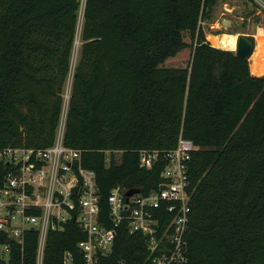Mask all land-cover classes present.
<instances>
[{
    "label": "trees",
    "instance_id": "1",
    "mask_svg": "<svg viewBox=\"0 0 264 264\" xmlns=\"http://www.w3.org/2000/svg\"><path fill=\"white\" fill-rule=\"evenodd\" d=\"M217 0H85L63 143L95 173L100 223L112 188L155 190L162 155L191 141L186 264H264V75L211 47L200 23ZM80 0H0V148L51 146L70 72ZM192 43L186 68L163 64ZM248 38V37H247ZM252 45V38H248ZM157 151L150 168L138 152ZM104 151L121 152L105 162ZM4 167L0 165V184ZM74 223L47 235L43 264L81 257ZM36 233L12 264H34ZM146 237L122 224L100 264H144Z\"/></svg>",
    "mask_w": 264,
    "mask_h": 264
},
{
    "label": "built area",
    "instance_id": "2",
    "mask_svg": "<svg viewBox=\"0 0 264 264\" xmlns=\"http://www.w3.org/2000/svg\"><path fill=\"white\" fill-rule=\"evenodd\" d=\"M253 1L264 15V0ZM66 111L67 105H62L51 146L0 148V165L4 167L0 184V264H12L14 251L22 253L24 236L30 231L36 233L34 264H43L48 233L62 230L67 222H74L86 238L77 244L81 257L64 252L61 264H100V258L110 253L122 224L129 235L146 237L144 264H186L185 235L192 194L188 163L197 147L179 137L176 146L162 155L160 183L146 195L139 192L126 199L127 190L112 188L107 199L111 226L106 228L100 223L95 173L82 167L79 151L63 143ZM104 154L107 164L120 161L121 152ZM138 158L140 168L150 169L159 160V153L141 150Z\"/></svg>",
    "mask_w": 264,
    "mask_h": 264
},
{
    "label": "rangeland",
    "instance_id": "3",
    "mask_svg": "<svg viewBox=\"0 0 264 264\" xmlns=\"http://www.w3.org/2000/svg\"><path fill=\"white\" fill-rule=\"evenodd\" d=\"M83 4L84 1L80 0L77 31L70 60V72L62 90L63 106L68 102L70 96L71 78L78 60ZM200 28L204 34L205 41L211 47L214 46L213 42L215 41L219 48L235 52V47L233 49L228 47L226 39H235L236 42L239 36H245L252 38L253 47L255 46L253 48L254 51L258 45L264 48V40H262L261 36H258L259 34H264V30H262L264 28V15L253 0H217L212 8L210 17L200 23ZM221 37L225 38L226 41L223 44L219 42ZM256 37L258 38L256 39ZM183 41L186 47L175 57L168 59L163 64V67L186 68L188 66L193 45L187 33L183 34ZM256 42L257 44L255 45ZM250 60L251 58L248 61V65Z\"/></svg>",
    "mask_w": 264,
    "mask_h": 264
},
{
    "label": "bare ground",
    "instance_id": "4",
    "mask_svg": "<svg viewBox=\"0 0 264 264\" xmlns=\"http://www.w3.org/2000/svg\"><path fill=\"white\" fill-rule=\"evenodd\" d=\"M258 36H261L262 40H264V34H259ZM257 38L258 37H256V39ZM226 41H228L227 44L229 48L231 49H233L234 47L236 48L235 39L227 38ZM226 41H225V38H222V37L219 39V42L222 44ZM256 44L257 42L255 43V45ZM213 45H214L213 47H217L215 41L213 42ZM252 54H253L251 55L252 57L250 56L251 60L249 64L250 74L253 76H257V77L263 76L264 75V48L261 45H258L256 46L254 53ZM66 105L67 103H65V106Z\"/></svg>",
    "mask_w": 264,
    "mask_h": 264
},
{
    "label": "water",
    "instance_id": "5",
    "mask_svg": "<svg viewBox=\"0 0 264 264\" xmlns=\"http://www.w3.org/2000/svg\"><path fill=\"white\" fill-rule=\"evenodd\" d=\"M214 48L219 49V50H223V49L219 48L218 46L214 47ZM253 48L254 47H253L252 43L250 42V40L247 37L239 36L237 38V41H236V48H235L234 53L237 57L242 58L248 62L250 56L253 53ZM138 193H139L138 189H130V190H127L125 192L124 196L126 197V199H128L132 195L138 194Z\"/></svg>",
    "mask_w": 264,
    "mask_h": 264
},
{
    "label": "crops",
    "instance_id": "6",
    "mask_svg": "<svg viewBox=\"0 0 264 264\" xmlns=\"http://www.w3.org/2000/svg\"><path fill=\"white\" fill-rule=\"evenodd\" d=\"M254 51V50H253Z\"/></svg>",
    "mask_w": 264,
    "mask_h": 264
},
{
    "label": "flooded vegetation",
    "instance_id": "7",
    "mask_svg": "<svg viewBox=\"0 0 264 264\" xmlns=\"http://www.w3.org/2000/svg\"><path fill=\"white\" fill-rule=\"evenodd\" d=\"M249 38V37H248Z\"/></svg>",
    "mask_w": 264,
    "mask_h": 264
}]
</instances>
